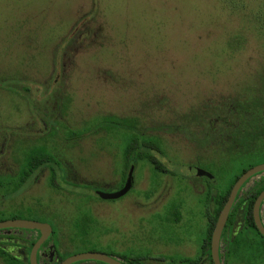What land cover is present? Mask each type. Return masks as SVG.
Here are the masks:
<instances>
[{
  "label": "rangeland",
  "instance_id": "rangeland-1",
  "mask_svg": "<svg viewBox=\"0 0 264 264\" xmlns=\"http://www.w3.org/2000/svg\"><path fill=\"white\" fill-rule=\"evenodd\" d=\"M15 71L21 82L29 80L33 101L21 89L5 90ZM263 71L264 0H0V78L7 77L0 81V177L17 172L25 153L46 144L83 183L103 185L102 193L119 190L130 134L113 127L95 132L93 124L109 115L139 129L177 123L195 115L188 111L217 109L219 99L258 88ZM51 76L57 80L45 88ZM64 130L94 132L68 142ZM157 137L159 170L140 159L124 197L100 201L86 186L59 178L54 188L46 170L7 200L0 192L2 219L30 210L49 224L62 222L72 237V221L88 212L94 224L87 242L71 244V253L196 260L209 233L210 196L225 193L243 168L264 164V146L232 161L194 149L177 134ZM191 168L206 179H192ZM239 255L228 263L264 264V253L252 263L247 252Z\"/></svg>",
  "mask_w": 264,
  "mask_h": 264
},
{
  "label": "trees",
  "instance_id": "trees-1",
  "mask_svg": "<svg viewBox=\"0 0 264 264\" xmlns=\"http://www.w3.org/2000/svg\"><path fill=\"white\" fill-rule=\"evenodd\" d=\"M81 21H78V23H81ZM73 41L74 39L71 37L68 41L67 48L71 46ZM67 50L65 49L64 51ZM14 73L11 74L10 84L7 83L9 85L5 88V90L14 91L19 94V90L21 89L22 92H25V97H27L29 92V85L27 82H29V80L27 79V82L25 83L21 82L17 72L15 71ZM257 76L258 88H242L241 93H235L234 96L219 99L217 102H214L218 104L216 105V107H218L217 109L211 108V106L203 105L200 106V108H198L196 111H188L192 112V114L195 113V115L193 114L188 116L184 114L183 116L177 118V123L172 122L167 125L153 123V126L150 128L146 126L145 128L139 129L135 126V122H133L131 119L118 118L109 115L103 117L101 120L93 124L92 130L95 128L94 131L96 132L106 128L107 131H109L112 130L113 127L118 130L127 131V133L130 134L128 143L125 145V148H123L122 153V156L130 157V162H127L125 166L126 170L123 172V179L125 178L127 169L130 166L129 164L136 166L140 159H155L153 151L157 152L161 147V141L157 137V134L162 132L170 135H180L183 140H185L193 148L199 147V142L200 144L206 143L204 145L208 151L213 149L212 152L214 155L221 154L226 158V160L233 161V157L235 155H248L258 149V147L264 146V71L260 72ZM6 78L7 77L0 78V81L4 82ZM52 78V76L49 78L51 80H49L48 84H46V88L49 87V84H55L57 79ZM20 83H22V86H20ZM63 108L64 107H62V109ZM66 108L67 106L64 108L65 111ZM212 110L217 111L211 115L208 112ZM64 113L61 115H64ZM57 119H59V117H57ZM170 125H174L176 130L166 131L165 126ZM54 131L57 132L58 130L55 128ZM94 131H87L80 135L77 132L75 133L70 132L69 130H64V133L61 136L65 141L74 142L77 139H82V136H88L89 134H92ZM134 131H138L139 133L137 138H135L134 135L132 136ZM201 137L203 142H201ZM40 138L41 141L44 140V138ZM151 161H153L151 163L154 164L155 169L159 170L158 168H160L159 165L161 163L157 162L156 160V162L154 160ZM252 167L253 166L243 168L232 179L225 193L210 196L212 197L211 202L214 204V213L209 220V233L207 236V241L204 245V252L208 256L207 264H213L210 255V241L217 217L222 210L235 182ZM70 168L71 167L69 164L58 160V158H56L55 155L51 153V151H48L46 144L39 145L37 147L31 148L29 154H24L23 162L21 163L17 172L11 173L9 176L0 177V192H3L2 197L7 200L14 196V194H17L29 179L33 180L34 182L37 181L39 175L47 169L50 172L49 182L52 187H58L57 185L55 186L54 182L57 177H59V173H61V176L59 177L60 180L70 185L71 182L67 181L68 174L71 172ZM88 188L90 191L94 190V188L91 186L86 187L85 189ZM259 190H261V188ZM257 194L258 192H255V190H252L251 188L248 193H246L243 197H238L235 201V205L233 206L231 214L228 218L223 235V239L226 241V254L225 257L221 258L223 260V264H229L230 262L228 263V260L230 258H238L242 248L248 253L246 262L252 263L255 257H259V254L254 253L255 249L253 247L252 241L249 240L251 238H249L248 234H245V231L237 230V224L240 223L244 229L252 232L255 231V233L260 236L256 231L252 217V208ZM2 213L3 212L0 211V222L5 221V219H2ZM38 217L40 219V215L36 214V212L30 210H21L11 213L8 219H37ZM93 224L94 219L88 212H83L79 216L75 217L72 221L75 232L72 234V237H70V241L75 243L79 240V242L86 243L88 235L87 228H91ZM51 225L53 228V238L61 255L63 253L65 254L64 257H68L70 255L76 254L69 252L71 251V245L66 248L62 247L61 243H59L56 239V237L59 236V233L62 231L60 225L55 221L54 224ZM230 230L232 232L229 234ZM3 245L4 243H0V263L19 264V261L15 260L9 251L3 249ZM124 260L126 264H142L139 256L132 259L124 258ZM198 262L199 260L190 259L181 261V263L184 264H198Z\"/></svg>",
  "mask_w": 264,
  "mask_h": 264
},
{
  "label": "flooded vegetation",
  "instance_id": "flooded-vegetation-1",
  "mask_svg": "<svg viewBox=\"0 0 264 264\" xmlns=\"http://www.w3.org/2000/svg\"><path fill=\"white\" fill-rule=\"evenodd\" d=\"M30 84H33V82L30 83ZM50 85L51 84H49L48 86H50ZM28 91L29 92L27 94V101H29V100L33 101L34 93L32 92L30 86H29ZM44 126H45L44 128H46V124ZM204 144H206V143L200 144V142H199V145H200L199 147H201V148H199V147H194V148L195 149L197 148V149L205 150V145ZM123 160H125L124 162H126V164H127V162H130V157L123 156ZM145 160L149 161L150 162L149 164H153V163H151V162H153L151 160L155 161L156 158L155 159H145ZM126 164H125V166H126ZM129 165L130 166L127 169L126 176H125L124 179H123V172L126 169L124 168V170L122 171V177L120 179V183H122V186L119 188V190L122 189V187L124 186L126 178H127V175L129 173L131 167H134V169H135L134 165H132V164H129ZM191 174H193L192 179L205 178V177H199L198 172L195 169L193 170L192 168H191ZM191 174H190V176H191ZM58 176H61V173H59ZM68 177H69V179L71 178V181H72L71 184H70L71 186H77L78 187L80 185H83V186H86V187L91 186L92 188H94V190L91 191V192L94 194V197L97 200H100V201H115V200H118V199H115V200H103V199H101L99 197L98 193H102V192H100L97 189V187H103V185L96 186L95 185L96 183H94V184L93 183H83L81 181V179H79L77 176H73L71 174H68ZM57 178H59V177H57ZM59 180H60V178H59ZM242 188H241L242 190L239 191L238 196L236 197V199L238 197H240V196L243 197L252 188V190H255V192H258V194H257V196H256V198L254 200V203H255L256 199L264 191V172H260V173H258L256 175L252 176L242 186ZM260 188H261V190H259ZM119 190L116 188L115 190H112L113 192L111 191L110 193H115V192H117ZM257 190H259V191H257ZM124 196H122V197H124ZM122 197H120V198H122ZM234 205H235V202H234L233 206ZM253 206H254V204H253ZM232 209H233V207H232ZM232 209H231V211H232ZM209 211H210V213H209V217H210L214 213V204L213 203H211V205L209 206ZM231 211L229 213V216L231 214ZM259 213H260L259 216H260L261 224L264 227V199L261 202L260 212ZM229 216H228V218H229ZM252 217H253V208H252ZM40 218H41V216H40ZM8 220H10V219H8ZM20 220H31V221H36V222H40V223L49 224L47 221H44L43 219L42 220L39 219V217L37 219H34V218H22ZM208 220H210V219H208ZM177 222H178V220H177ZM227 222H228V219H227ZM227 222H226V225H227ZM253 222H254V219H253ZM57 223L60 225L62 231H61V233H59L60 235L57 236L56 239L58 240L59 243H61L62 247H65V248L69 247L73 243L70 241V237H67L68 234L65 232L64 227L62 226V222L57 221ZM167 223H169V220L167 221ZM49 225L51 226L52 232L48 236V238L41 244L39 249L37 250V253H36L37 264H60L65 259H67V258H69V257H71L73 255H76V254H73V255H70L68 257H64L65 254H63V253L61 255V253L59 252V249L57 247V244H56V242L54 241V238H53L52 225L51 224H49ZM226 225H225V227H224V229L222 231L220 244H219V256H220V258L225 257V254H226V241L223 239L224 230L226 228ZM254 225H255V223H254ZM255 228H256V231L259 233V235L262 238L260 236H258L255 233V231L254 232L249 231L247 229H244L242 227V225H240V223L237 224V230L238 231L239 230L240 231H245V234H248L249 238H251L249 240L252 241L253 247L255 249L254 253L255 254H259V253L263 254L264 253V237L260 234V232L258 231L256 225H255ZM231 230L229 231V234H230V232L233 231V230L232 231ZM254 235H257V237L260 239V240L258 239L260 242H256L257 238ZM40 237H41V234L37 230H23V229L0 230V243H4L3 249L9 251L10 254L13 256V258L15 260L19 261V264H30V253H31V250L34 247V245L36 244V242L39 240ZM158 240L162 241V238L160 239V237L158 236ZM241 252H246V250H244L242 248L240 250V254H241ZM173 254L163 255V254L159 253L155 257H152L151 256L152 253L144 252L143 254H141V256H139V259H140L142 264H150V262L153 261V260L156 262V264H173V263L169 262V259H168V257L173 256ZM210 255H211V253H210ZM244 255H246V254H244ZM108 256L120 261L123 264H126L125 260H124V257H122V256H118V255L116 256V255H112V254L108 255ZM207 258H208V256L204 252V248H203L202 250H200V253L198 254L196 260H199L198 264H207V261H208ZM186 259L192 260V258L183 257V260H186ZM73 264H105V263L98 262V261H80V262H76V263H73Z\"/></svg>",
  "mask_w": 264,
  "mask_h": 264
},
{
  "label": "water",
  "instance_id": "water-1",
  "mask_svg": "<svg viewBox=\"0 0 264 264\" xmlns=\"http://www.w3.org/2000/svg\"><path fill=\"white\" fill-rule=\"evenodd\" d=\"M133 172H134V167H131L122 189H120L115 193H98L99 197L103 200H115L126 195L133 187V182H134ZM260 172H264V164L254 166L253 168L246 171L233 185L229 193V196L217 217V220L215 222L211 234L210 253L213 264H223V260L219 256V244H220L221 234L226 225L229 213L233 207V204L236 200V197L238 196L239 191L241 190L242 186L252 176ZM206 176L211 178L209 174H206ZM263 199H264V191L259 195V197L256 199L254 203L253 219L258 231L264 237V227L261 224L260 216H259L260 206ZM9 229L37 230L40 232L41 237L36 242L30 253V264H37L36 261L37 250L51 234L52 232L51 226L46 223H40L31 220H20V219L6 220L0 222V230H9ZM80 261H98L105 264H123L120 261L99 252H85L81 254H76L65 259L60 264H73Z\"/></svg>",
  "mask_w": 264,
  "mask_h": 264
}]
</instances>
